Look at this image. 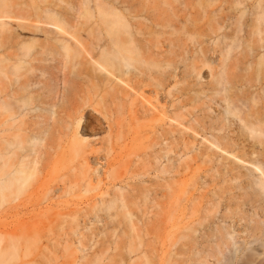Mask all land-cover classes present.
Listing matches in <instances>:
<instances>
[{"label": "bare ground", "instance_id": "bare-ground-1", "mask_svg": "<svg viewBox=\"0 0 264 264\" xmlns=\"http://www.w3.org/2000/svg\"><path fill=\"white\" fill-rule=\"evenodd\" d=\"M222 1L227 3L229 0ZM239 2H235V4ZM176 3L177 0H79L78 4L71 3L69 0H0L1 198L11 196L12 193H18L34 178V176L36 177L40 173L41 170L39 166L42 161V147H46L45 141L50 131H52L48 122L53 120L56 115L53 121H58V123H60L56 138L58 142H56V145H51L50 148L53 149L55 155L60 156L67 149L69 156L72 153L74 156L80 157L82 161L77 165L80 166L76 170L78 172H75L82 176L81 179L87 176L89 179H87V185L92 186L93 182L98 185L99 182H101V170L104 165L100 167L95 161L97 154H100L101 151L106 150L107 154L109 151L115 152V154L110 156L109 160L106 161V166L108 165L110 169V173L108 172L109 177H112L113 174H117V172H119L121 176V171H124V168L130 166L123 161L124 157L130 156L131 154L136 157L138 169H133L134 171L131 172L133 174L132 176L141 178L130 184V188L128 191L125 190L126 192L122 190L124 187L114 186L113 189H115V191L112 190L114 192L111 193L110 200H103L104 198L98 199L101 201V204L105 202V204L103 203L102 205H105L106 211L114 208L117 210V206H119V209L122 208V210H125V213L123 212V218L126 216L129 223L132 221V214L127 211L130 204H139L140 202L138 201L147 202V200L155 207L158 205L157 207L159 208H161V206H166L167 203L170 204V202L167 201L169 200L170 194V198H172V193L175 189L174 186H172V180H174L176 176L178 177V174L182 173L180 171L191 168V163L195 162L197 158H200V161L203 160V163L206 162V165L208 162H211L208 166L212 165V163L214 164L213 167L216 168L214 169L217 173V177H214L218 178L216 182L219 181L218 183L221 182V184L225 183L224 185L229 182L227 186L223 184V186L220 187L215 186L217 190H213V188L211 193H214H210L211 195L207 196L200 193L202 196L199 197V195V199L196 197V202L188 200L190 201V209L189 212L185 211L188 217H184L188 220L185 222L182 220V224H185L183 228L181 226L182 231L179 230V235L177 234V236H179L178 241H180V239L183 241L184 239V243L182 244L180 242L181 246L179 247L178 245L179 248L176 247L177 251H175V248H171L175 249L174 251L176 253L174 251H172L174 254L170 253L171 251H168L169 248L166 250L167 254L170 253V255L172 254L174 256L175 254L180 255L182 253H187L188 255L191 253L197 256L200 255L204 258H213L217 260L219 256L221 257L218 259L223 258L222 256L226 257V252L232 251L231 247H233L235 251L238 250L237 248H240V244L239 246L237 244L240 242L236 240V238L240 236L239 233H245L254 237L255 239L251 238L252 241L263 240L262 242L258 241V243L260 242V245L263 246L262 249H264V148L262 147L264 146V86L260 85V90L256 91L255 94L253 93L250 99V101L256 103H258V100H262L263 105L260 108L259 106L255 108L252 104L253 107L251 105L248 112L243 114L240 108H242L243 104L245 105L246 99L245 102L241 101L240 96L237 97L233 92V94L227 92L228 88L225 86L224 79L226 68L219 64L221 66V69L219 68L220 72L216 78L213 76L214 74L212 75L215 79L213 78L214 80L211 81V85L208 87L209 91L206 93L205 90L204 92L203 89L199 88L201 90L199 94L202 95L203 93V96L208 98V100L218 96L221 99L220 101H223L225 104L223 112L217 117L216 121L208 122V124L205 121L207 114H205L206 116L204 119L202 117L203 115L200 116L196 112H193V110L190 111L189 107L187 108L186 106L197 102H194L195 98L191 93L192 97H190L189 91L192 89H190V84L187 86L184 84V87L180 86V89L178 87L179 85L177 86L176 84L178 83V79L181 78H183L182 83L186 81L184 79V73L177 70L178 59L180 55L182 56L179 50L182 43L179 38L180 36L176 33H178L180 26H182L183 23L181 22L184 18L179 14L181 8H178ZM259 4L263 6L259 0L256 1L255 5L253 4V7L257 9L258 19L261 18L260 15H264L262 14L264 13V6L261 8L262 10H259ZM229 5L230 4H228V6ZM164 6L170 7L171 14H165ZM188 7V3L185 2L183 10H187ZM229 7L232 9L234 5ZM229 7L228 9H230ZM233 9H235V7ZM258 11L262 13L258 14ZM209 12L215 14L213 11ZM241 13L244 14V12ZM241 15L242 14H240V16ZM253 15L255 14L253 13ZM220 16L222 17V15ZM255 19V21H257V18ZM13 21L17 22L15 28L11 24ZM255 21L254 24L256 23ZM179 22L181 23L180 26ZM217 23L220 22L217 21ZM254 24L250 26L253 25L256 27V24ZM187 25L191 26V23ZM257 27L254 28V31L252 30V34L261 32L258 29L260 27ZM166 28H170V31H168L169 29L166 30ZM183 28L185 30V24L182 29ZM251 29L253 28L251 27ZM27 31L28 34L30 31L29 35H25ZM165 34L167 36H165ZM174 34H176L177 37L170 38V36ZM184 34H187V32ZM246 34H248V32ZM41 36L42 39H39ZM189 36L190 35H188V37ZM230 38L228 39L231 40ZM218 39H220V37ZM227 40L226 42L229 41ZM178 42L181 44L179 45ZM219 44H221V42H219ZM257 46L259 47L260 45L257 44ZM229 47L231 48L233 45ZM200 52H202V50H200ZM185 53L187 54V52ZM201 55V62H199L201 66L195 63L191 68L193 71H196L195 74L198 78L200 73H202L201 70L203 66H210V64L214 63V61L207 59L205 55L202 59ZM194 57H197V55ZM258 58L259 62H257V64H261V60L264 58V52L260 54ZM195 59L198 58H194L192 61ZM49 61L57 62L56 65H62L64 70L67 69V73H63V77L59 78L63 85L62 91L57 84L58 81L56 80L54 82L52 79V77H54V72L52 69L50 70ZM56 69L60 71L62 68L56 66ZM192 70L191 72H193ZM171 80L174 81L173 88L165 91L167 82ZM191 80L192 79H190V81ZM86 84L89 85V89H86L88 91H86L87 94L85 97L81 96L80 92L81 87L84 85L86 87ZM247 90L248 89H246V91ZM146 91L155 98V103L151 101L149 96L145 95ZM248 91L250 93V89ZM83 93L84 92H82V94ZM195 93L196 91H193V94ZM166 94H169V96L173 95L175 98L172 97V99L166 100ZM58 95H61L60 101H49L50 99L56 98ZM180 96H185V98H181ZM91 98H97L96 103L102 101L114 104L116 109L119 110V113L121 110H125V108H127V111H129L128 113H130L128 123L122 122V118H120L119 121L118 119H116L117 121L114 120L115 122H110L108 120L109 122H107V125L108 128H110V134L100 147H95L86 140V135H95L98 132L97 130L103 127L102 125L104 122L100 116V112L89 103ZM161 101L164 102L161 103ZM86 105H88L90 109L86 110ZM243 109H247V107ZM85 110L86 112L83 113L82 111ZM58 111H61L62 114L57 115L56 113H58ZM44 112L48 114V117L43 115L45 114ZM227 115H231V117L232 115L233 117L236 116L237 121L243 124L242 128L246 132L237 131L236 134L230 135L231 133L229 134L227 131V127H229L227 124L229 121L226 122L228 119ZM123 119L127 121L126 118ZM165 119L175 124H169L168 126H171H167L166 128L163 124ZM209 120L212 119L209 118ZM112 128L115 131L111 135ZM244 134H247V137H244ZM198 139H200L201 147H198L196 144ZM245 140L246 142H244ZM259 146L262 147V150H259ZM168 153H171V155ZM89 156L93 158L94 167L96 166L93 169L90 168V165L88 167L87 164V158H89ZM64 157H66V155ZM162 159L165 161L164 164L162 163ZM180 160H184L185 162ZM181 162L183 164H181ZM198 167L199 166H197V168ZM75 168L71 170L74 171ZM122 168L123 170H121ZM117 169L119 171H117ZM89 170L92 172V176L90 175V177L87 175ZM151 170L154 173V178L151 176L150 178L144 179L143 177L148 175ZM194 170L198 171V169L195 168ZM76 173L74 175H76ZM78 174L77 176H79ZM167 174L172 175L173 179L170 177L172 179L171 182L169 177V181L166 178V176H168ZM197 174H199V172ZM207 174L208 173H206V175ZM134 177L132 178L134 179ZM159 178L161 181H159ZM230 181H238L237 183H239V186H236L237 184L234 182L235 186L237 189L239 188V191L242 189L243 193H241V191L239 192L240 194L234 193L235 191L232 192V187H229L231 184ZM145 182L147 184L149 183L150 186L145 185ZM175 183L173 185H176ZM207 183L206 186L209 187ZM231 186L235 189L234 184H231ZM224 187H227L230 191L225 190ZM168 191H170V193ZM176 191L175 189L174 193H176ZM236 191L238 192V190ZM223 193H228V195L226 197L222 196L224 195ZM241 195L243 198L249 196V198H247L249 201H244V199L240 197ZM160 198H162V200ZM222 198L224 200H221ZM241 198L243 201H241ZM94 203L95 202H93V204ZM221 203L225 206L227 205V208L224 206L226 211H230L226 212L224 210V212L219 213L217 216L214 214L211 215V212L213 210L216 211ZM93 206H95V204ZM233 206L234 208H239L241 206L239 215L233 212ZM244 206L246 207L244 208ZM151 207L152 205L150 208ZM186 207L184 209H186ZM230 207H232V211ZM91 209L95 208L93 207ZM87 211V214H90L89 212L91 210ZM69 212L67 213L66 211L64 212L66 214H63L65 216L67 215V218L71 216L70 220L72 217H75L77 222L76 217L80 215L82 217L80 210L79 212L78 210L72 213ZM85 212L86 211L82 212L83 215ZM91 213L93 214V216H91L95 219L96 212L95 217L92 211ZM63 214H61V216ZM87 214L85 213L84 218L89 219L88 216L90 215L87 216ZM195 215L197 218H195ZM240 215H242V217ZM246 215L248 217H245L246 219L243 218ZM156 216L152 213L151 217H147L145 219L146 225L148 226V224L152 223V225H155L154 222H157ZM212 216H215L214 218H216V221H214V218L212 219ZM208 217L214 222L209 223V221V224H204L207 223ZM165 219L166 218L163 220ZM243 219H245V222H243ZM142 222H144V220ZM77 224L79 223L77 222L76 226ZM67 225L70 226V223ZM72 225L75 226V224ZM200 225L203 227L202 230L199 228ZM72 227L70 229L74 232H71L70 229L68 231L72 234L74 233L73 235L79 238H70L69 234L71 235V233L69 232V237H67L65 232L67 238V240L65 238V244H67V241L72 242L71 245H74V247L72 246L74 248L71 251L72 253L77 250L83 252L77 264H96L99 262L101 256L104 255L107 249H100L99 247L97 249L96 247L95 250H92L94 253L92 252L93 254L90 253V256H87V254L84 253L86 247H84V244L86 241L82 240L84 239V235L82 234L81 236L79 234L80 232L77 233L75 228L73 230ZM105 228L108 229L107 226ZM154 228L155 227H153V229ZM148 230L150 232L151 229ZM198 231L199 233L196 234ZM61 233H64V230ZM9 234L12 236V234L15 235L16 233H13L11 230ZM257 235L261 236L258 237ZM245 236L246 235H244V237ZM261 237H263V239ZM176 239L174 241L175 245L178 243ZM185 239H188L189 242L185 243ZM75 244L77 245L75 246ZM125 245L126 244H123V247H125ZM130 251L132 252V250H129V252ZM114 252L113 250V257L110 255L112 258L109 259L108 256L107 259L109 260L106 264H115V260L118 263V259H120V262L123 261V254L117 249L116 255L118 256H115L119 258L115 259ZM252 254L254 255V253ZM202 260H200V262ZM219 263L220 261L217 260L216 264ZM31 264L33 263L31 262Z\"/></svg>", "mask_w": 264, "mask_h": 264}, {"label": "rangeland", "instance_id": "rangeland-1", "mask_svg": "<svg viewBox=\"0 0 264 264\" xmlns=\"http://www.w3.org/2000/svg\"><path fill=\"white\" fill-rule=\"evenodd\" d=\"M69 1L71 3L78 4L79 0H69ZM170 1H172V0H170ZM239 1L229 0L227 3H225L222 0H177V3H176L178 8H181V11L179 12V14L181 16H183V18H184V19L182 18L184 20V21L182 20V22H181V23H183L182 26H180L181 23L179 22L180 29L178 30V33H176L178 36H180L179 38H180V41L182 43L181 44L180 42H178L179 45L181 44L180 45L181 48L179 50L182 53V56L180 55V57L178 59L179 62L177 65V68H178L177 70L184 73V79L186 80V81L184 80L185 82L182 83L183 78L178 79V83H176V84H177V86L179 85L178 86L179 89H180V86L184 87V84H185V86L190 84L189 85V86H191L190 89L191 88L192 89L189 91V94L191 93L195 98L194 102L195 101H197V102L195 104L193 103L192 105L188 104L189 106L187 105L186 107L187 108L189 107L190 111L193 110V112H196L200 116L203 115L202 116L203 118L206 116L205 114H207L206 119L204 118L207 123L208 122L210 123L212 121H216L217 117H219V115L223 112L224 106H225L223 101H220L221 99L218 96H216L213 99L208 100V98H205L203 96V93H202V95L199 94V92H201L200 89H203V91L205 90L206 93H207V91H209L208 87L211 85V81H213L216 78V76L218 75V73L220 72L221 66L219 64L223 65V67L226 68L225 69L226 71L224 74V79H225V86H226V88H228L227 92H230L229 94L234 93V95L237 97L240 96L241 101L245 102V99H246L247 103L245 102V105L243 104L244 107L242 105V108H240V110L242 111L241 113L246 114L248 112L249 107H251L252 104L254 105L255 108L257 106H259V108H260L263 105L262 100H260V101L258 100V103H259L258 104L256 102L250 101V99H251V95L253 93L255 94L256 91L260 90L261 86H264L263 85L264 84V58H263V60H261V64L260 63L257 64V62H259V60H258L259 55L263 54V52H264V17H262L264 15H260L261 18L258 19L259 16L257 15V11H256L257 9H255L253 7V4L255 5L256 1H258V0H239ZM259 1H261V5L264 6V3H263L264 0H259ZM185 2H187L188 6H189L187 10H183ZM235 2H239V3L235 4ZM228 4H230L229 6L234 5L235 9H233L234 7H232V9H233L232 10L228 6ZM259 6H260V4H259ZM263 6L258 7V9L260 10ZM228 7L230 9H228ZM263 9H264V7H263ZM164 11H165V14H171L170 7L168 8L167 6H164ZM209 11H213V13H215V14H212V12L210 13ZM226 11H228V12H226ZM241 12H244V14ZM229 13H231V14H229ZM253 13L255 15H253ZM261 13L262 12L258 11V14H261ZM240 14H242V15L240 16ZM262 14H264V13H262ZM220 15H222L223 18ZM256 15H257V17H256ZM254 17L257 18V21H255L256 19ZM220 19H221V21H220ZM188 20H191V21H188ZM192 21H193V23H192ZM217 21L220 23H217ZM222 21H224V22H222ZM254 21L256 22L255 23L256 27L257 26L260 27V28L257 27L261 31L258 34H254V33L252 34V32L255 30L254 28H256V27L253 25L252 26H250V25L254 24ZM258 22H259V25H258ZM16 23H17L16 21H13L11 23L14 28H15ZM190 23H191V26L187 25ZM184 24H185V30H184V28L182 29ZM251 27L253 29H251ZM186 28H187V30H186ZM216 28H218V29H216ZM239 29H240V31H239ZM166 30L170 31V28H166ZM185 31L187 32V34H184V33H186ZM247 32H248V34H246ZM29 34H30V31H29ZM29 34L27 31L25 35H29ZM176 34L170 36V38L175 37V36L177 37ZM188 35H190V36L188 37ZM165 36H167V35L165 34ZM219 37H220V39H218ZM225 37H228V38L231 37L230 38L231 40H229L228 38H225ZM232 38H234V39H232ZM39 39H42V36L39 37ZM226 40L228 42H226ZM218 41L221 42V44H219ZM235 42H237V43H235ZM230 43H232V44H230ZM257 44H259L260 46L258 47ZM261 44H262V47H261ZM200 45H201V47L203 45V47L201 48ZM232 45H233V47L230 48L229 46H232ZM185 48H186V51H185ZM228 48H230V49H228ZM199 49L202 50V52L204 54L202 52H200ZM185 52H187L188 57H187V54ZM183 54H184V56H183ZM195 54L197 55V57H194V56H196ZM200 55H201L202 59H203V56L205 55V57L207 59H210V61H214V63L210 64V66H212V67L203 66L202 70H201L202 73H200V76L198 78V76L195 74L196 71H193L191 68L193 67L192 65L195 63H196V65L201 66V63H199V62H201L200 61V59H201ZM182 58H184V59H182ZM194 58H198L199 60L195 59L194 60L195 62H194V61H192ZM188 60H190V61H188ZM215 60H216V63H215ZM224 61H226V62H224ZM191 62H192V64H191ZM48 63L50 64L49 65L50 70L52 69V71L54 72L55 78L52 77V79L54 82L56 80L58 81L57 84L59 85V88L62 91L63 85L61 83V79H59V78L63 77V73L64 74L67 73V69L64 70L62 65H60V66L56 65L57 62L49 61ZM216 64L219 66H217ZM49 66H48V69H49ZM56 66L61 67L62 69L60 71H57ZM186 68H189L190 70L186 69ZM181 69H183L184 71ZM191 70L194 73L191 72ZM212 71H213V73H212ZM195 75H196V77H195ZM212 75L215 78L212 77ZM190 79H192V80L190 81ZM179 81H180V83H179ZM173 84H174V81H172V80L168 81L166 84L165 91H167L168 89H172ZM86 89H89V85H87V84H86V87H85V85L81 87V92H80L81 96H85L87 94L86 91H88V90H86ZM239 89H242L243 91L239 90ZM246 89H248V90L250 89V93L248 90L246 91ZM193 91H196V93L193 94ZM82 92H84V93L82 94ZM148 93L149 92L146 91L145 95L149 96L151 101H153L155 103V101H154L155 98L150 93L148 95ZM191 94H190V97H192ZM165 96H166V100L172 99V97L175 98V96H173V95L169 96V94H166ZM185 96H189V95H185ZM185 96L184 97L180 96V97L185 98ZM243 96H245V97H243ZM241 97H243V98H241ZM51 100L52 101L55 100L56 102H58L61 100V95H58L56 98L50 99L49 101H51ZM96 102H97V98H91L89 101V103L96 110H98L100 112V116L102 117V119L104 121L103 125H102L103 127H101L100 130H97L98 132L95 135H86V140H88V142L90 144H92L93 146L100 147V146H102L103 142H105V140L109 137V134H110V128H108L107 122H109V121L115 122V121H117L116 119H118V121H119L120 118H122V120H121L122 122L128 123V117H129L130 113H128L129 111H127V108H125V110H121V112H120L121 114H120L119 110L116 109L115 105L110 104V102H102V101H99V103H96ZM163 102L164 101H161V103H163ZM253 105H252V107H253ZM246 107H247V109H243ZM85 109L86 110L90 109V107H88V105H86ZM86 110L82 111V112L84 113V112H86ZM244 111H246V112H244ZM56 114L61 115L62 113H61V111H58V113H56ZM43 115H46L48 117V114H46V113ZM54 117L56 118V115ZM227 117H228V119L226 122L229 121L227 123L229 125V127H227V129H228L227 131L229 134L231 133L230 135H234V133L236 134L237 131L238 132H240V131L244 132L245 131L242 128L243 124H241L237 121L236 116L233 117V115H232V117H231V115H227ZM123 118H126L127 121H125ZM209 118L212 120H209ZM53 120H50L48 122V125L50 126V128H52V131H50V134L47 136L48 138L45 141L46 147L45 146L42 147L43 154H42V159H41L42 161L40 162V166H39L40 170H41L40 173L36 177L34 176V178L25 187H23L21 189V191H19L18 193H15V194L12 193L11 196L3 197V198H1V196H0V264H23V263L24 264H26V263L31 264V262L33 264H77L79 259H81V255L83 254V252H80L77 250L76 252L73 251V253H72L71 251H72V249H74L73 248L74 245H71L72 242L67 241V244H69V245L65 244V242L67 240L66 234H67V237L70 236V238H73V239L79 238L78 236L73 235L74 233L73 234L71 233V232H74V231H72V229H70L72 226H73L72 227L73 230L75 228V231L77 233L80 232L79 234L81 236H82V234L84 235V239H82V240L86 241L85 244H84V242H83V244H84V247L85 246L87 247V248L85 247V252H84L85 254H87V256H90V253H92V252L94 253V251H92V250H95L96 247H97V249L99 247L100 249L104 248V249H107V251H109V252L106 251L104 253V255L101 256L102 259L100 258L99 262H97L96 264H103L104 262H105L104 264L108 263V260L113 257L112 256L113 250L115 251L114 252L115 253L114 254L115 259H118L119 257H116V256H118V255H116L117 249L119 252H121L123 254L122 260L124 262L123 261L120 262V259H118L117 261H119V262L117 263L115 260V262H114L115 264L116 263L117 264H191V263L192 264H202V263H205V261L207 264H210V263L216 264L217 260L220 261L219 264H264V253H263L264 249H262L263 246L260 245L261 243L260 242L258 243V241H261V240L255 241L254 237L249 236L245 233H243V234L239 233L240 234L239 237L241 239L239 237L236 238V240L238 242H240V243H237L238 246L240 244V246H239L240 248H237L238 250L235 251L234 248L231 247L232 248L231 250L232 251L234 250L233 252L232 251L226 252L227 253V254L225 253L226 257L222 256L223 258L218 259L219 257H221V256H219L217 258V260H214L213 258L212 259L211 258H204L200 255L197 256V255H193L191 253H189L190 255L188 254L189 256L187 255V253H182L180 255L175 254L174 256L172 255V254H174V253H172V251H174L175 249H176L175 251H177V248H179L181 246L180 242L182 244L184 243V239H183V241H181V239H180V241H178L179 236H177V234L179 235V233H180L179 230L182 231L181 226L183 228V226L185 224V223L182 224L183 221L185 222L188 220L187 218H184V217H188L187 212H189V209H190L189 208V206H190L189 202L190 201H188V200H192V201L196 202V200L202 196L201 194H205L207 196L211 195L212 193H214V192L211 193V191L217 190V187L223 186L225 184V183H222L223 184L222 185L221 182L220 183H218L219 181L216 182V180H218V178H215V177H217L216 176L217 173L215 170L216 168L213 167L214 166L213 163H212V165L208 166V164L211 162H208L206 165V162L203 163V160H201L202 161L201 162L200 158H197L195 162L192 161L193 163H191V168H189L190 170L186 169L188 171H186V170L180 171L182 173L178 174L179 176L178 177L176 176L174 178V180H172L173 179L172 175L167 174L168 176H166V178L168 179V181H169L170 177L172 178V179L170 178V182L172 180V186H174V188L177 190L176 193H174L175 189H174L173 193L171 191L172 198H170L171 197V194H170L169 195L170 201L169 200L167 201V202H170V204L173 207L169 203H167L166 206H164L165 208L160 205L162 208L161 209V208L157 207L158 205H156V207H155L152 203L148 202V200H147V202L138 201V202H140L139 204L138 203L137 204H130L129 206H131V207L128 206L127 211H129L130 214H132L131 220L133 222L131 221L132 223L131 222L130 223L133 225H131L129 223V221H127L128 219L126 218V216H125V218H123L125 210H122V208L119 209V206H117V210L114 208V209H110V210L106 211L105 205H102L103 203L105 204V202H103L101 204V201H99V200L101 198H104L103 200H105V199L110 200V198H111L110 196L112 195L111 193L115 191V189H113L114 186L115 187L120 186L121 188L124 187L122 190H124V192L128 191V189L130 188V184L135 182L137 179L139 180L141 178V177L137 178V177L132 176L133 175L132 172L134 170L138 169V163H137L136 157L133 154H131L130 156L124 157L123 161L128 163V165H130V166H128V168H124V171H121L123 175L121 174V176H120V173L117 172V174H115V175L113 174L112 177H109L108 175L110 173V169H109L108 165L106 166V161H108L110 156H113L115 154V152L113 153V151H109L108 154H107L106 150L101 151V153L99 152L100 154H97V158L95 161L98 163V166H100V167L101 166L103 167V165H104V167L101 170V174H102L101 182H99L98 185L93 182L92 186H89V185H87L88 184L87 176L83 177V179H81L82 176L80 174L76 173V172H78V171H76L77 168L80 167L77 165L79 164V162L82 161V159L80 157L74 156L72 153L69 156L67 149L64 151V153H63L64 155L63 154L60 156L55 155V153L53 152V149L50 148L51 145H56V142H58V139H56L57 138V130L60 127V123H58V121H53ZM172 123L173 122L169 121L168 119H165V121L163 122V124L165 125L166 128L169 124H172ZM173 124H175V123H173ZM170 126H168V127H170ZM239 127H241V128H239ZM114 129H115V127H114ZM114 129L113 128L111 129L112 130L111 135L114 133V131H115ZM230 131H232V132H230ZM243 136L247 137V134H244ZM244 142H246V140ZM196 144L198 145V147H201L200 139L197 140ZM262 147L264 148V146H262ZM262 147L259 146V150H262ZM171 153H168V154L171 155ZM65 155H66V157H64ZM59 157H61V158H59ZM182 158H184V157H182ZM87 161H88V163H87L88 167H89V165H90V168H92V169L96 167V166L94 167L93 158H91L90 156H89V158H87ZM162 161H163V159H162ZM180 161L185 162L184 160H180ZM162 163L164 164L165 161H163ZM181 164H183V163L181 162ZM196 165L199 167L197 168ZM207 166H208V168H207ZM72 168H75L74 171L71 170ZM194 168L198 169V171L194 170ZM92 169H90V170H92ZM103 169H105V170H103ZM118 169H117V171H119ZM90 170H89V172H87L88 177H90V175L92 176V172H90ZM121 170H123V168ZM70 171H72L73 173ZM195 171H196V173H195ZM209 171H210V174H209ZM198 172H199V174H197ZM75 173H76V175H74ZM206 173H208V174L206 175ZM77 174L80 177L77 176ZM182 174H183V176H182ZM115 176H118V177H115ZM151 176H152V178H154L153 177L154 173L152 172V170L150 171V173L148 175L144 176L143 178L144 179L150 178ZM132 177H134V179ZM177 178H179V179H177ZM212 179L215 181H213ZM159 181H161L160 178H159ZM175 181H176V183H175ZM201 181H202V183L204 182L205 184L204 183L202 184ZM173 182L176 185H173L174 184ZM193 182H195V183H193ZM213 182L215 184L217 183L218 185L217 184L215 185ZM234 182H236V184H237L236 186H239V183H237L238 181H232V182L230 181V183L232 185L234 184V187L236 190H238V192L235 189H233V186H231V184H230L229 187L230 188L232 187L231 188L232 192L235 191L234 193L238 194L241 191V193H243V190L241 188H240L241 189L240 191H239V188L238 189L236 188ZM206 183L209 187L206 186ZM219 184H221V185H219ZM228 184H229V182H228ZM228 184H226L224 186H227ZM145 185L150 186L149 183L148 184L146 183ZM95 186H97V187H95ZM215 186H217V187H215ZM224 188H225V190H229V189H227V187H224ZM112 190H114V191H112ZM168 192L170 193V191H168ZM227 195H228V193H225L222 196L226 197ZM196 197H197V199H196ZM240 197H242V195ZM190 198H192V199H190ZM242 198H241V201H243V199H244V201L245 200L249 201L247 199V198H249V196L247 198L245 197L246 199L245 198L242 199ZM160 199L162 200V198H160ZM193 199H195V200H193ZM221 200H224V199L222 198ZM93 202H95L94 203L95 206H93L94 205ZM222 203H223V201H222ZM222 203L218 206L219 210L215 208L216 211L213 210L214 212L212 211L211 215L214 214L215 216H217V215H219V213L224 212V210L226 211L225 207L227 205L225 206ZM151 205H152V207H151L152 209L150 208ZM92 206L95 209H91V208H93ZM169 207H170V209H169ZM185 207L187 210L184 209ZM245 207L246 206H244V208ZM167 208H168V210H167ZM172 208H173V210H172ZM231 208L232 207H230V209ZM233 208H234V206H233ZM240 208H241V206L239 208L235 207L233 212L236 215H239V211H240L239 209ZM75 210H78V212L80 210V213L82 214V217H83L82 218L81 215L79 217H81L82 219L79 217H76L77 222L80 224V226H79V224H77V226H76L77 222H76L75 217L74 218L72 217L73 219L71 218V220H70L71 216L70 217L68 216L69 218H67L66 217L67 215L66 216L64 215V214H66V213H64L66 211H67V213L69 211H70L69 213H72V212H75ZM87 210H91L94 213V217H95V212H96L97 218L95 217V219H93V217H92L93 214L91 213V211L89 212L90 214H87V212H88ZM98 210H100V211H98ZM146 210H147V212H146ZM217 210H218V212H217ZM81 211L82 212L86 211L85 213L87 214V216L88 215H90V216L92 215V216L91 217L88 216L89 219L84 218L85 213L83 215V213ZM185 211H187V212H185ZM229 211L230 210H228L226 212H229ZM231 211H232V209H231ZM149 212L151 213V215ZM162 212H165V213H162ZM152 213L155 216L157 215L156 216L157 222L156 221L154 222L155 225H152L153 224L152 223V224H148V226H147L146 225L147 223H145V219L147 217H151ZM61 214H63V215L61 216ZM145 214L146 215L148 214L149 216L148 215L146 216ZM108 215H110V216H108ZM215 216H212V219ZM240 216L242 217V215H240ZM209 217L207 218L208 221L206 220L207 223H204V224H209L211 222L216 221L215 220L216 218H214V221H212L211 218H209ZM245 217H248V216L246 215L243 218H245ZM164 218H166V219L163 220ZM195 218H197L196 215H195ZM195 218H194V220H195ZM245 219H243V222H245ZM67 220H70L71 222L67 221ZM73 220H75V221H73ZM143 220H144V222H142ZM162 220L164 221V223ZM68 222L70 223V226L67 225V224H69ZM72 224H75L76 227ZM149 225H151V226H149ZM106 226L108 229L105 228ZM153 227H155V228L153 229ZM199 228H201V230H202L203 227H201V225H200ZM69 229L71 232L68 231ZM148 229H151V230L153 229V230L152 231L150 230V232H149ZM11 230L13 233H16V234L15 235L12 234V236H11L9 234L11 232ZM63 230H64V233H61V232H63ZM65 232H66V234H65ZM68 232L71 233V235ZM171 233L172 234L175 233V234L172 235ZM198 233H199V231L196 234H198ZM68 234H69V236H68ZM72 235H73V237H72ZM244 235H246L245 236L246 238L244 237ZM257 236L260 237L261 235H257ZM65 238H66V240H65ZM251 238H254L253 240L255 242L252 241ZM261 238L263 239V237H261ZM100 239H101V241H100ZM175 239H176V242L178 241L179 244L176 243V245H175V242H174ZM104 242H106V243H104ZM186 242H189L188 239H185V243ZM123 244H126L125 247H123ZM76 245L77 244H75V246ZM178 245H179V247H178ZM69 246H70V248H69ZM127 246H128V248H127ZM116 247H118V248H116ZM89 248H91V249H89ZM171 248H175V249H171ZM251 249H253L254 252ZM129 250H132V252L130 251L131 252L130 253ZM166 250H168L169 252L171 251L170 253H172L171 254L172 256L170 255V253H168L171 258L167 254ZM252 253H254V255ZM110 255L112 257H110ZM43 256H44V258H43ZM108 256H109V259H107ZM186 257H187V259H186ZM190 259H191V261H190ZM200 260H202V261L200 262Z\"/></svg>", "mask_w": 264, "mask_h": 264}]
</instances>
